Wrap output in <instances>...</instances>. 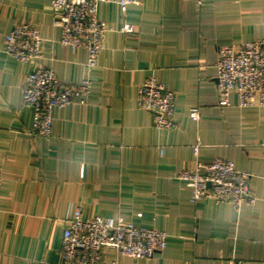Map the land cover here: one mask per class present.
<instances>
[{"label": "crops", "instance_id": "obj_1", "mask_svg": "<svg viewBox=\"0 0 264 264\" xmlns=\"http://www.w3.org/2000/svg\"><path fill=\"white\" fill-rule=\"evenodd\" d=\"M98 17L111 29L89 73L91 95L84 105L55 108L45 138L31 133L26 75L39 63L79 83L88 53L60 43L50 0H0V264H61L63 229L78 208L84 217L122 215L168 233L163 251L119 264H230L233 257L264 264V106H240L232 95L221 107L216 67L222 45L264 39V0H144L126 13L101 2ZM19 20L42 28L37 62L2 49ZM151 75L176 92L173 130L156 128L138 105ZM192 107L201 110L199 122ZM197 143L201 162L221 156L252 174L254 204L236 210L192 201L176 174L192 166Z\"/></svg>", "mask_w": 264, "mask_h": 264}, {"label": "built area", "instance_id": "obj_2", "mask_svg": "<svg viewBox=\"0 0 264 264\" xmlns=\"http://www.w3.org/2000/svg\"><path fill=\"white\" fill-rule=\"evenodd\" d=\"M144 0H50L53 23L61 29L60 43L73 50H87L86 74L79 83L60 80L51 68L37 63L26 77L22 93L24 106L34 112L31 133L50 138L53 128V111L74 101L81 105L91 95L90 72L97 67L99 54L105 46L106 33L111 29L108 22L98 17L101 2H117L123 13L133 3ZM202 6L206 0H194ZM133 33L134 27L122 28ZM44 37L41 26L23 20L17 21L5 35L3 51L21 63L42 57ZM217 67V93L221 107L230 105L236 95L244 107L264 106V39L241 44H225L219 48ZM139 107L152 115L153 125L160 130H173L176 92L151 75L139 86ZM196 122L201 119L199 107L190 109ZM200 144L194 146L196 158L192 166L177 172L176 178L191 191L194 203L207 200L231 204L236 210L254 204L257 198L251 192L252 174L238 170L221 156L210 163L198 159ZM264 154V143L261 146ZM2 171L0 170V184ZM168 233L152 226L139 225L122 215L84 217L81 208L65 224L62 233L61 264H119V257L143 259L153 257L167 246ZM107 251L115 256L108 258ZM230 264H245L231 258Z\"/></svg>", "mask_w": 264, "mask_h": 264}]
</instances>
